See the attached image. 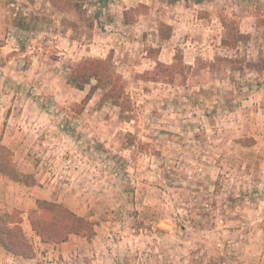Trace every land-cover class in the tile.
Instances as JSON below:
<instances>
[{"label":"rangeland","instance_id":"1","mask_svg":"<svg viewBox=\"0 0 264 264\" xmlns=\"http://www.w3.org/2000/svg\"><path fill=\"white\" fill-rule=\"evenodd\" d=\"M0 0V176L27 257L0 264H264V0ZM102 58L126 110L66 81ZM62 203L91 238L43 243L28 212ZM184 226V229L183 227Z\"/></svg>","mask_w":264,"mask_h":264},{"label":"trees","instance_id":"2","mask_svg":"<svg viewBox=\"0 0 264 264\" xmlns=\"http://www.w3.org/2000/svg\"><path fill=\"white\" fill-rule=\"evenodd\" d=\"M58 11L83 13V3L78 0H47ZM69 85L83 90L89 89L78 105L80 111L90 100L95 91L101 90V101L118 106L120 111L126 110V96L120 83V77L111 72L110 66L102 58L87 57L76 62L66 76ZM0 176L22 183L34 185L36 180L32 174L24 173L14 159L12 150L0 142ZM31 230L43 243H60L70 235L91 238L95 234L94 223L86 216L77 214L69 207L56 201L36 199L35 206L28 212ZM184 229V226H182ZM0 246L8 253L27 257L31 250L22 226L20 211L13 208L0 213Z\"/></svg>","mask_w":264,"mask_h":264}]
</instances>
